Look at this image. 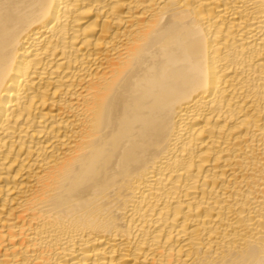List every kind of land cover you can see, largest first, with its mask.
<instances>
[{"label":"bare ground","instance_id":"6f19581e","mask_svg":"<svg viewBox=\"0 0 264 264\" xmlns=\"http://www.w3.org/2000/svg\"><path fill=\"white\" fill-rule=\"evenodd\" d=\"M0 264H264V0H0Z\"/></svg>","mask_w":264,"mask_h":264}]
</instances>
